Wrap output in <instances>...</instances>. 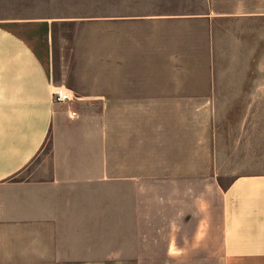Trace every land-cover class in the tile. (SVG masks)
Instances as JSON below:
<instances>
[{"label":"crops","instance_id":"obj_1","mask_svg":"<svg viewBox=\"0 0 264 264\" xmlns=\"http://www.w3.org/2000/svg\"><path fill=\"white\" fill-rule=\"evenodd\" d=\"M48 1L0 17V264H264V75L231 31L264 0H136L67 105L20 30L72 15Z\"/></svg>","mask_w":264,"mask_h":264},{"label":"rangeland","instance_id":"obj_2","mask_svg":"<svg viewBox=\"0 0 264 264\" xmlns=\"http://www.w3.org/2000/svg\"><path fill=\"white\" fill-rule=\"evenodd\" d=\"M15 1L17 0H0V17L17 15L15 10L17 5L22 4L27 7L33 4L15 3ZM44 1L41 0L42 6L43 3H50V1ZM54 2L58 6L57 12L70 14L72 12V15L57 16L59 21L53 23L49 35L29 34L26 27L20 30L29 40L33 41L35 37L40 39L38 47H41L45 67L51 73L55 87H68L74 90L76 95L78 90L88 86L86 82L91 83L100 79L98 76L102 72V49L113 48L115 37H126L125 32L129 31V29H103L100 23L109 21L107 19H112L114 16H127L132 4L139 6L140 3L136 0H55ZM3 9L5 12L2 11ZM7 9H11L10 12ZM234 27L231 31L237 37L243 34L245 40L249 41L254 48L255 65L251 74L253 73L254 77L264 75V20L243 22ZM99 83L101 86V79ZM261 107H264V101L257 109ZM66 109L73 117H76L73 115L75 114L73 108ZM256 121L259 150L261 159L264 160V115L258 114ZM45 148L43 155L48 156L51 153L50 144H47ZM259 168L261 173H264V162L259 165ZM228 183V179H224L219 184L225 188Z\"/></svg>","mask_w":264,"mask_h":264},{"label":"built area","instance_id":"obj_3","mask_svg":"<svg viewBox=\"0 0 264 264\" xmlns=\"http://www.w3.org/2000/svg\"><path fill=\"white\" fill-rule=\"evenodd\" d=\"M74 99L75 96L70 89L66 87L55 88V91L53 93V100H55L56 103L67 105V103H71L72 101H74ZM73 115L76 116V114L74 113Z\"/></svg>","mask_w":264,"mask_h":264}]
</instances>
